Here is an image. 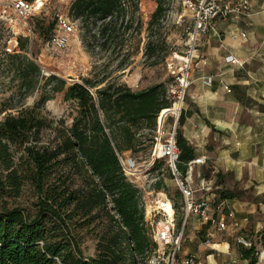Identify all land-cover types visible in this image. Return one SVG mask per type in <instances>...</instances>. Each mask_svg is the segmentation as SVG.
Here are the masks:
<instances>
[{"label":"trees","instance_id":"obj_1","mask_svg":"<svg viewBox=\"0 0 264 264\" xmlns=\"http://www.w3.org/2000/svg\"><path fill=\"white\" fill-rule=\"evenodd\" d=\"M167 1L156 0L147 28L144 56L154 66L167 59L163 54L167 41L161 33ZM140 2L75 0L71 15L90 31L87 36L98 38L106 47L122 25L129 29L135 22L134 16L127 18V3L139 9ZM137 25H142L140 19ZM53 28L54 24L47 31L48 41ZM18 43V52L7 53L6 64L3 61L0 70L13 74L22 100L36 91L40 98L18 113L8 112L0 121V197L19 198L25 182L30 180L39 201L34 215L19 206L8 207L4 201L0 212V264H141V257L151 264L158 245L146 222L142 191L126 176L119 155L140 151L143 129L157 130L160 112L171 106L167 83L139 91L108 78L69 84L56 75L44 76L41 66L28 54L29 37L20 36ZM58 93H64L65 101L74 104L77 115L71 127L62 125L58 129L55 144L45 145L43 132L55 124L45 112V105ZM9 109L14 108L0 106V114ZM182 123L181 117L177 143L181 152L179 167L185 175L195 150L183 134ZM18 152L22 153L19 162ZM61 168H70L83 184L77 188L66 181L51 184ZM237 195L224 189L218 199L229 200ZM175 206L179 207L177 203ZM102 216L108 221L105 233L95 256H87L73 222L80 217L86 221L80 222L83 226ZM239 251L251 264L257 263L255 245L240 246Z\"/></svg>","mask_w":264,"mask_h":264},{"label":"crops","instance_id":"obj_2","mask_svg":"<svg viewBox=\"0 0 264 264\" xmlns=\"http://www.w3.org/2000/svg\"><path fill=\"white\" fill-rule=\"evenodd\" d=\"M229 56L237 62L228 61ZM207 75L215 76L212 86L202 82ZM182 122L183 134L195 150L194 160H204L191 165L198 195L207 193L199 188L202 179L217 197L224 187L238 194L228 200L234 219L227 218L228 210L217 209L221 202L217 198L215 223L192 221L191 239L197 242L206 234V238L215 235L211 250L204 252L200 243L195 255L200 264L248 261L235 240L248 230H264V0H250L246 15L214 21L201 42ZM223 220L226 228L219 230Z\"/></svg>","mask_w":264,"mask_h":264},{"label":"rangeland","instance_id":"obj_3","mask_svg":"<svg viewBox=\"0 0 264 264\" xmlns=\"http://www.w3.org/2000/svg\"><path fill=\"white\" fill-rule=\"evenodd\" d=\"M74 1L75 0H41L40 2H44V6L39 13L29 20L34 31L33 34H31L24 22L9 8L10 0H0V66L2 62L6 60L8 53L6 48L9 46V42L18 39L20 36H24L30 38L29 56L41 66L43 74L44 72L48 74H44L46 77L56 75L67 80L69 84L83 82V80L87 78L98 81L103 80V78H108V81L111 80L128 84L135 90H141L155 84L168 82L169 77L166 68L167 59L170 58L174 52L184 48L185 27L183 19L187 16L185 6L186 0L167 1L168 11L161 23V33L167 41V45L163 48V54H166L167 59L155 66L145 59L144 54L148 36L147 28L157 6L156 0H141L139 9H136L135 5L127 3V18L129 19L134 16L135 22L129 29H125V26L122 25L118 34L116 33L113 37L109 38L110 42L106 47L101 45L103 41L100 42L98 38L93 39L90 35L87 36L88 33L86 32L90 31L83 28L81 22L72 17L71 7ZM59 16L70 17L75 22L77 28V32L70 46L68 49L62 51L53 50L48 45L49 38L46 37L47 31L53 24L54 28L49 35L52 36L55 33ZM138 19L141 20L142 25H137ZM91 29H96L93 24L91 25ZM44 30L46 31L44 32ZM86 36L88 40L84 41V37ZM17 85L18 82L14 81L12 73L0 70V106L8 105L14 108L0 114V121L4 119L8 112L18 113V110L33 106L40 98V93L36 91L27 99L22 100L19 96ZM64 95V93L56 94V96L45 105V112L49 118L55 121V124L52 128L46 129L43 132L42 144H55V138L59 133L58 129H60L62 125L71 127L73 124L77 112L72 102L65 101ZM59 122H61V125ZM141 133L143 134L141 138L144 143L142 146L138 147L140 151H131L129 153L130 155L126 156H132L137 161L142 171V179L140 182L143 185V191H146L148 199L154 201L160 196L159 192L164 191L178 204L179 207H177L176 216L177 229L182 230V199L180 196L177 198L179 189L170 173L167 172V163L162 159L156 166H150L151 153L155 145V131L143 129ZM149 138H152L153 141H149ZM21 155V152L17 153V162H19L18 157ZM162 172L164 174H162ZM52 178L51 184L57 183L60 185L63 181H66L72 188H77L83 184L80 176L70 170V168L64 170H62V168L59 169ZM159 183H161L160 188L158 187ZM224 189L229 190L230 188L224 187L223 190ZM4 201L8 202V207L19 206L29 210L32 215L36 214L38 211L37 204L39 199L37 190L30 180L25 182V186L19 198L0 197V212L2 211ZM82 221L86 222L79 217L73 222L76 234L80 239L85 254L87 256H95L99 240L105 233L108 223L107 218L102 216L95 222L81 226L80 222ZM192 225L193 223L190 221L185 228L184 251L181 257L189 253L197 255L199 250L197 246L207 239V234L197 242V239H191L189 234L191 229H194ZM246 234L242 236L257 248L256 255L258 261L255 264H264V230L261 232H252L248 230ZM228 238L230 237H226L227 240ZM203 248L205 249L204 252L211 250V246L208 247L205 245ZM140 262L141 264H148V258L145 257L143 259L141 257ZM235 264L251 263L248 260L238 261Z\"/></svg>","mask_w":264,"mask_h":264},{"label":"built area","instance_id":"obj_4","mask_svg":"<svg viewBox=\"0 0 264 264\" xmlns=\"http://www.w3.org/2000/svg\"><path fill=\"white\" fill-rule=\"evenodd\" d=\"M44 2L36 0H10L9 8L15 15L24 22L28 31L33 34V27L29 20L41 11ZM185 6L187 16L183 19L185 27L184 48L173 53L167 59L166 68L169 80L167 82L168 99L171 102L169 108L163 109L158 117V128L155 131V145L151 153L150 166H156L162 159L167 163L168 173L177 184L182 198L183 227L177 229V208L174 200L164 191L159 192V197L152 201L147 198L146 191H143L142 171L137 161L132 156L119 155L120 162L126 176L134 183L143 194V202L146 213V222L151 229V236L157 243L158 248L150 258L151 264H200L195 254H186L181 257L184 251L183 243L185 228L190 221L195 219L203 224L215 223L213 212L216 209L217 196L213 192L212 185L201 180L199 188L207 192L205 196H199L200 189L196 187L193 180L192 163H202L203 159H196L188 164L189 169L184 175L180 170V149L177 143V131L180 119L184 113L185 102L191 85L193 84V71L195 61L201 48V42L214 27L217 18L240 17L250 11V0H186ZM77 32L75 22L68 16H59L55 33L48 41V45L56 51L68 49L73 37ZM18 39L11 40L6 48L8 53L18 52ZM228 61L237 62L233 56ZM45 75H48L44 72ZM215 76L207 75L202 78L205 86H212ZM230 93L232 89L225 87ZM162 174H164L162 172ZM171 209V212L169 211ZM217 209L227 211V218L234 219L235 212L230 207L228 200H221ZM226 219V217H224ZM219 230L226 228V223L221 222ZM215 235L210 234L202 245L212 246ZM237 245L251 247L252 244L243 236L236 238Z\"/></svg>","mask_w":264,"mask_h":264},{"label":"bare ground","instance_id":"obj_5","mask_svg":"<svg viewBox=\"0 0 264 264\" xmlns=\"http://www.w3.org/2000/svg\"><path fill=\"white\" fill-rule=\"evenodd\" d=\"M39 1H41V0H39ZM169 211L171 212V209H169Z\"/></svg>","mask_w":264,"mask_h":264}]
</instances>
